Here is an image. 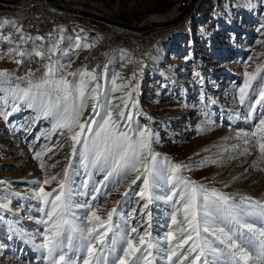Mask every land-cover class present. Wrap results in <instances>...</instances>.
<instances>
[{
    "label": "rangeland",
    "instance_id": "rangeland-1",
    "mask_svg": "<svg viewBox=\"0 0 264 264\" xmlns=\"http://www.w3.org/2000/svg\"><path fill=\"white\" fill-rule=\"evenodd\" d=\"M57 1L138 25L149 14H166L172 10L178 13L188 0ZM248 3L249 0H198L193 6V14L189 15L190 18L186 16V24L185 21L181 22L187 25L189 21L188 31L180 30L181 26L177 27L181 24L180 21L143 33L107 24L105 26L100 22L108 30L93 33L75 21H69L63 40L57 44L55 39L47 48L57 44L58 48L65 51L67 45L75 39L81 45L97 46L98 65L95 72L101 86V99H110L113 104H120L121 107L123 101L119 98L124 97L129 89L125 87L112 91L114 86L126 81L118 82L115 79L114 85L112 72L116 71L105 66V63L113 62L119 55H122L123 61L131 60L127 80L135 73L131 82L138 87L133 92L132 99L138 101L139 109L145 114L135 119L141 126L147 125L158 134L159 142L153 145V149L160 154L161 161L167 157L172 163L190 165L179 174L181 178L234 194L237 198L249 196L264 202V157H261L258 144L251 135L258 131L260 113L264 108L258 106L255 113L249 115V105L259 98V91L264 88V0H251V7L247 6ZM3 37L11 39L0 40V43L26 44V40L9 36V32ZM58 56L67 66L65 73L76 72L73 68L76 63L84 64L79 53L67 52V55L57 53L51 58H44L35 66L41 68L36 74L32 72L35 67L30 69L7 65L0 70L7 69L12 73L13 86L19 83L24 87L26 82L18 81L16 77H25L31 72V78L39 80L45 71V65ZM258 66L261 72L253 81L245 104L241 105L239 89L244 86V72H254ZM194 73H199V76ZM67 78L74 79L71 76ZM201 91L208 98L204 102L200 100ZM105 92L106 97L103 95ZM90 101L91 99L83 109L81 122L87 121L92 114V109L85 113ZM10 110L11 104L6 107L0 104V111ZM36 116L34 110L21 105L7 121L0 118V202L12 201L5 221L0 222V245H4L0 247V264H46L40 258L45 254L35 250L31 243L25 244L19 238L8 240L7 221H11L12 214L17 213L15 219L20 221L19 227L29 233L42 231L44 225L38 224L37 220L43 215L38 209L44 205L32 198L39 191L40 185L32 182H42L46 176L57 174L62 179L68 160L73 159L76 164L75 158L69 156L72 142L67 131L57 129L53 132L50 119L41 117L37 120ZM146 117H151V122ZM259 135L258 133L257 139ZM245 139L251 144L244 145ZM245 148L248 152L242 154ZM37 152L41 153L39 160L35 158ZM21 155L27 161L26 164L18 165L16 158ZM206 160H215L216 163H205ZM27 165L29 167L25 169ZM135 175L130 174L122 180L119 192L112 189L110 196L99 198L98 215L107 218V211L111 210L115 201L121 199L119 193L125 190ZM83 178L81 176L77 179V185ZM95 180L97 183L103 180V175L97 173ZM57 186L58 180L43 185L45 191H52ZM142 186V181H137V185L132 188L139 192ZM168 194H171L170 189ZM78 199L83 201L90 197ZM137 199L139 198H133L130 207L125 210L136 208ZM156 207L153 205L154 216L159 217L161 224L168 222L170 218L163 213L165 210L170 211L171 207L162 201L158 202L159 211ZM166 230L158 229L159 235L162 236ZM156 234L157 230H154L153 235ZM40 240L38 235L36 243ZM79 264H82V260H79Z\"/></svg>",
    "mask_w": 264,
    "mask_h": 264
},
{
    "label": "snow or ice",
    "instance_id": "snow-or-ice-1",
    "mask_svg": "<svg viewBox=\"0 0 264 264\" xmlns=\"http://www.w3.org/2000/svg\"><path fill=\"white\" fill-rule=\"evenodd\" d=\"M247 6H252L251 0ZM17 34L24 38L22 28L17 29ZM10 39L0 36V40ZM57 44L43 51L21 50L17 44L9 54L35 55L42 60L45 53L67 55ZM81 46L77 41L75 47ZM16 62L23 63V60ZM66 67L59 56L50 59L39 80H33L31 72L15 78L26 82L24 87L19 83L13 86L12 73L7 69L0 70V104L5 107L11 104L10 111H0V118L7 121L21 105H25L37 113V120L41 117L50 119L53 132L63 129L69 134L72 142L69 156L76 161L74 164L73 159L68 160L62 179L57 174L46 176L42 182H32L40 185L32 198L44 205L38 209L43 215L37 220L38 224L44 225L43 230L27 232L18 226L20 221L15 219L18 214L13 213V219L7 221L8 240L19 238L25 244L31 243L35 250L45 254L40 258L46 264H79V260L82 264H264V202L249 196L237 198L234 194L181 178L179 174L190 165L172 163L167 157L161 161L160 154L153 149L159 142L158 134L135 119L145 115L139 109L138 101L132 99L138 87L131 82L135 73L128 82L112 88V91L129 89L119 98L123 101L121 107L110 99H101L95 70L65 73ZM260 72L259 66L254 72H244V86L239 89L241 105L245 104L249 89ZM194 75L199 76V73ZM68 76L74 79H68ZM115 79L113 76L114 85ZM103 95L106 97L107 92ZM258 95L259 98L249 105L250 116L258 106L264 108V88ZM89 99L92 100V114L87 121L81 122ZM206 99V94L201 91V102ZM146 118L151 122V117ZM257 130L251 135L264 157V111L260 113ZM243 143L251 144L247 139ZM247 152L245 148L242 154ZM35 158L41 159V153L37 152ZM205 163L216 161L206 160ZM41 167H44L43 163ZM97 173L103 175V180L98 183L95 180ZM133 173L135 178L119 193L121 199L107 211V218L98 215L99 198L110 196L112 189L119 192L122 180ZM81 176L84 178L77 185ZM53 180H58L57 188L45 191L43 185ZM137 181L143 183L139 192L132 188ZM78 197L90 199L80 201ZM135 197L139 198L137 207L126 211ZM161 201L171 207L163 213L170 218L163 224L153 214V205L159 211L158 202ZM11 204V200L0 202V222L5 221ZM158 229L167 230L161 236ZM154 230H157L156 235H153ZM38 235L41 240L36 243Z\"/></svg>",
    "mask_w": 264,
    "mask_h": 264
},
{
    "label": "built area",
    "instance_id": "built-area-1",
    "mask_svg": "<svg viewBox=\"0 0 264 264\" xmlns=\"http://www.w3.org/2000/svg\"><path fill=\"white\" fill-rule=\"evenodd\" d=\"M7 21V23H5ZM80 24L82 28L88 29L93 33H101L107 28H103L100 22L91 21L89 18H80L70 15L62 10L55 8L45 0H20L15 4H0V36L9 32V36H18L17 29L22 28L25 45H20L21 50L43 51L55 39L62 41L66 24ZM61 32V36L58 34ZM29 37L40 39H29ZM20 38V37H19ZM17 44L0 43V68L12 65L15 67L25 66L33 69L38 63L42 62L41 57L32 55L31 57L12 56L10 49ZM45 53V59L51 58ZM23 60V63H17Z\"/></svg>",
    "mask_w": 264,
    "mask_h": 264
},
{
    "label": "bare ground",
    "instance_id": "bare-ground-1",
    "mask_svg": "<svg viewBox=\"0 0 264 264\" xmlns=\"http://www.w3.org/2000/svg\"><path fill=\"white\" fill-rule=\"evenodd\" d=\"M197 2H198V0H196L194 5ZM194 5L191 6L192 10L190 11V13L187 16L193 14V10L195 8V7H193ZM73 7L79 8L77 5L73 6ZM176 14H177V12L174 11V10H172V12H169V13H166V14H149L147 16V18L143 22L138 24V25L141 26V25H143L144 23H146V22H148L150 20H166V19H170V18L174 17ZM188 18H190V16ZM188 18L184 17V18H182V19H180V20H178L176 22L180 21V23H181V22L185 21V24H186ZM173 24H175V23H173ZM185 24L184 25L182 23L180 25L178 24L177 27L181 26L180 30L188 31V29H189L188 28L189 27V25H188L189 21H188L187 25H185ZM165 26H169V25H165ZM158 27H164V26L162 25V26H158ZM158 27H156V28H158ZM156 28H154V29H156ZM143 32H145V31H142V30H138L137 31V33H143ZM60 34L61 33H59L58 35H60ZM76 43H77V40L75 39V41H73V42H71L70 44L67 45L65 51L66 52H71V53H76V52L79 53V57H80V59H83V63L84 64L80 65L82 63H76L73 68L76 69V71H77V69H79V70L86 69L89 72H92L93 70L96 71V68H97V65H98V49H97V46H94V47H83V45H82L79 49H77L75 47ZM91 45L89 44V46H91ZM121 57H122V55H119V57L115 58V60H113V62H111V63H107L106 62L105 66L107 65L109 68L111 67V70L113 69V71L114 70L116 71V72H112V74L114 76H116V79L118 80V82H120V81H126L127 82L128 81L127 80L128 71H129V69L132 66V61L129 60V59L123 61L124 59L121 58ZM91 105H92V100L90 101L89 108L86 110L85 113H88L92 109ZM84 117H85V115H84ZM16 159H17L16 163L18 165L22 164V163L26 164L27 158L25 156L21 155V156H18ZM27 167H29V165H27L25 169H28ZM1 197H0V200H2Z\"/></svg>",
    "mask_w": 264,
    "mask_h": 264
},
{
    "label": "water",
    "instance_id": "water-1",
    "mask_svg": "<svg viewBox=\"0 0 264 264\" xmlns=\"http://www.w3.org/2000/svg\"><path fill=\"white\" fill-rule=\"evenodd\" d=\"M18 1H20V0H0V3L1 4H15ZM46 1L49 2L55 8L60 9L62 11L81 15L82 17H86V18H89L92 20H96V21H99L101 23H105L107 25L120 27L122 29L135 30V31H138V30L150 31V30H152L158 26L172 25L176 21L186 17L191 11V6L194 5V3L196 2V0H188L185 7L181 11H179L174 17H172L170 19L150 20V21L144 23L143 25L139 26V25H133L130 23H126V22H123V21L118 20V19L108 18V17H106L100 13H97V12H91V11H87V10L80 9L77 7H71L68 5H64L63 3H60L57 0H46Z\"/></svg>",
    "mask_w": 264,
    "mask_h": 264
},
{
    "label": "trees",
    "instance_id": "trees-1",
    "mask_svg": "<svg viewBox=\"0 0 264 264\" xmlns=\"http://www.w3.org/2000/svg\"><path fill=\"white\" fill-rule=\"evenodd\" d=\"M102 24L106 26V24H104V23H102ZM105 34H106V33H105ZM19 67H21V66H19ZM40 69H41L40 66L35 67V70H32V72L36 74V73L39 72ZM36 70H37V71H36Z\"/></svg>",
    "mask_w": 264,
    "mask_h": 264
}]
</instances>
